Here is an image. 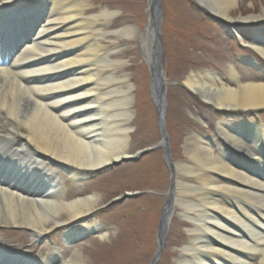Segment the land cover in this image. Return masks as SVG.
<instances>
[{
  "label": "bare ground",
  "instance_id": "obj_1",
  "mask_svg": "<svg viewBox=\"0 0 264 264\" xmlns=\"http://www.w3.org/2000/svg\"><path fill=\"white\" fill-rule=\"evenodd\" d=\"M15 1L0 0V16L12 10L17 19L28 20L29 14H18L27 4ZM37 1L27 3L37 6ZM48 1L38 27L23 38L7 64L0 63V226L26 227L33 242L54 226H65L68 245L72 236L87 230L99 238L108 232L97 221L73 224L98 205V195L67 199L57 168L81 181L129 156L134 101L132 89L124 87L128 76L114 75L125 61L111 59L112 50L97 40L104 35L97 20L110 22L115 12L102 9L86 17L79 8L84 0ZM194 1L237 34L241 24H251L255 38L249 44L264 59V33L259 30L264 6L258 15L232 18L237 0ZM17 19L15 24H21ZM113 32L128 40L137 34L129 25ZM138 34L155 72L159 51L153 46L154 24L150 21ZM229 70L228 81L209 70L191 71L183 79L187 90L228 119L214 123L223 148L215 153L205 134L192 132L185 138L186 157L173 165L172 206L192 224L178 264H264V124L241 118L264 107V82L242 81L231 65ZM156 80L157 96L164 73ZM0 255V264H39L28 252L4 246L1 238ZM40 264L85 263L79 250L67 260L53 250Z\"/></svg>",
  "mask_w": 264,
  "mask_h": 264
},
{
  "label": "rangeland",
  "instance_id": "obj_2",
  "mask_svg": "<svg viewBox=\"0 0 264 264\" xmlns=\"http://www.w3.org/2000/svg\"><path fill=\"white\" fill-rule=\"evenodd\" d=\"M24 1L26 0H20L19 4ZM160 5L163 50L160 61L165 78L167 113L165 123L172 160L176 163L186 157L185 138L192 132H202L210 137L214 141L211 144L215 152L218 147L223 148L214 123L228 119L225 112H219L221 110L201 99L195 92L187 90L183 86V79L194 70L216 71L230 79L229 67L234 62L233 58L238 57L239 48L232 38L225 36L226 32L219 25L210 20L207 10L199 7L194 1L160 0ZM263 6L264 0H237V6L230 12V16L237 18L247 12L258 15ZM79 8L81 15L86 17L102 9L115 12L110 22L100 26L104 35L97 40L107 48L113 49L111 59L125 61L126 68L117 69L114 75H127L129 81L124 87L132 89L134 103L127 150L129 154H133L140 149L157 145L161 141V135L158 130L156 106L150 91L149 69L143 56L141 36L138 34L149 24L147 0H84ZM103 20L102 17L99 18L96 26ZM126 25L136 28L137 34L130 40L113 32ZM243 26L241 33L244 34L245 43H248L253 39L254 31L251 24L243 23ZM260 29L264 31V25ZM249 48L239 51L241 58L248 61V66H233L242 81L264 82V59L253 47ZM252 49L259 57L257 61L260 66L257 69L250 65L253 64L252 60L246 57ZM255 114V117H260V121L264 123V107L249 111L243 117L246 120H256ZM161 155L160 148H157L154 152L144 155L140 161L116 166L95 178L84 180L79 187L73 186L75 182L70 184L69 174L60 168L67 181V187L73 186L71 192L66 195L67 199L91 193L98 195V205L84 221L78 220L76 223L87 221V225H91L99 219L102 226L108 229V237L99 238L90 234L73 242L70 247H65L62 237L64 227L60 226L61 230L60 227L52 228L49 235L55 240L57 250L64 251L65 260L74 250H79L85 264H149L156 249L155 235L161 204L169 186L168 171ZM143 190L150 192L103 207L124 192ZM100 208L105 210L99 212ZM171 217L169 236L157 264H178L182 248L190 237L187 230L192 228V225L182 216L180 208H174ZM0 238L6 245H20L23 250L34 255L43 256L47 250L53 249L47 236L41 239L44 242L39 240L32 243L29 232L22 227L11 228L2 225Z\"/></svg>",
  "mask_w": 264,
  "mask_h": 264
},
{
  "label": "water",
  "instance_id": "obj_3",
  "mask_svg": "<svg viewBox=\"0 0 264 264\" xmlns=\"http://www.w3.org/2000/svg\"><path fill=\"white\" fill-rule=\"evenodd\" d=\"M148 5L147 8L149 9V20L154 24V37H153V42H154V47L157 48L159 51V58L155 62L157 64V69L156 71H152L150 69V89H151V94L154 99V102L157 106V113H158V118H159V124L162 126V107L164 105V90L163 86L160 90L161 93H159L157 96L153 93V84L155 83L156 77H160L161 74V64H160V55L162 54V42H161V32H160V21H161V6H160V0H148ZM152 44V43H151ZM131 159H135L136 157H130ZM128 158H122L120 161H113L112 165H118L120 164L121 161H124ZM127 195V194H126ZM159 251V247L157 250V253ZM153 264V262L151 263Z\"/></svg>",
  "mask_w": 264,
  "mask_h": 264
}]
</instances>
